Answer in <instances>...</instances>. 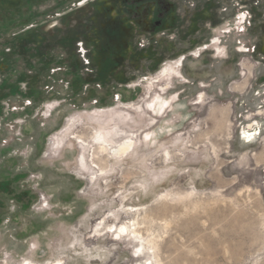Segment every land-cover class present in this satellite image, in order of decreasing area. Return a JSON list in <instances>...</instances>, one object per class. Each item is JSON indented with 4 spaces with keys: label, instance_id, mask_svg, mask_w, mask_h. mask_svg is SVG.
Here are the masks:
<instances>
[{
    "label": "rangeland",
    "instance_id": "374dc122",
    "mask_svg": "<svg viewBox=\"0 0 264 264\" xmlns=\"http://www.w3.org/2000/svg\"><path fill=\"white\" fill-rule=\"evenodd\" d=\"M262 34L264 0H0V264H264Z\"/></svg>",
    "mask_w": 264,
    "mask_h": 264
},
{
    "label": "flooded vegetation",
    "instance_id": "af4514ba",
    "mask_svg": "<svg viewBox=\"0 0 264 264\" xmlns=\"http://www.w3.org/2000/svg\"><path fill=\"white\" fill-rule=\"evenodd\" d=\"M243 23H244V21H243ZM228 32V31H227ZM224 33V32H223ZM226 33V32H225ZM224 33V34H225ZM262 36H263V38H264V34H262ZM212 43V42H211ZM219 43H220V41H219ZM264 44V43H263ZM238 52H239V50H238ZM165 72H167V71H165ZM164 97H162L160 94H158V95H156L154 98H153V100H152V111H153V113L155 114V116H161L162 115V113H163V111H164V109H166L167 108V102L163 99ZM253 125H256V123L255 122H253V124H250V125H248L247 126V128H243L242 129V131H241V135H242V137H243V139L245 140V142L247 143V144H250L252 141H253V137H254V135H255V133L254 132H252L253 130H256V129H252L253 128ZM245 134V135H244ZM129 135V138L130 139H128L129 140V142H128V144H129V148H127L123 153H115V154H113V153H111L112 155H114V156H116V157H121V158H123V157H127V156H129V154L131 153V152H133V150H134V148H135V138H136V136L134 135V134H128ZM146 137H148V135H146ZM120 143V142H119ZM108 143H101L100 145H99V152L102 154V152H101V147L103 146V145H107ZM118 144V143H117ZM117 159V158H116Z\"/></svg>",
    "mask_w": 264,
    "mask_h": 264
},
{
    "label": "bare ground",
    "instance_id": "6f19581e",
    "mask_svg": "<svg viewBox=\"0 0 264 264\" xmlns=\"http://www.w3.org/2000/svg\"><path fill=\"white\" fill-rule=\"evenodd\" d=\"M164 77V75H162ZM159 94L161 95H165V92L167 90L166 87H159ZM56 106L55 103H51L49 105H47L46 110L47 112L52 111V109ZM245 135V134H244ZM129 140L123 141L121 143L118 144H107L101 147V152L103 153V155H106L108 152H111L113 154L115 153H123L127 148H129V144H128ZM128 228L126 226H122L119 228V232L120 233H124L127 232Z\"/></svg>",
    "mask_w": 264,
    "mask_h": 264
},
{
    "label": "crops",
    "instance_id": "0c3cea01",
    "mask_svg": "<svg viewBox=\"0 0 264 264\" xmlns=\"http://www.w3.org/2000/svg\"><path fill=\"white\" fill-rule=\"evenodd\" d=\"M176 94L172 97V99H169L168 98V96L167 97H165V98H163L166 102H167V108L170 106V105H172V104H175L176 102H178V99L177 100H175L174 98H176ZM179 97V96H178ZM200 97H202V99H204V95H201ZM171 102H173V103H171ZM203 102V101H202ZM201 102V103H202ZM196 104H199V103H196ZM147 108H148V110H151V108L150 107H148L147 106ZM150 113H151V116L153 117H163L165 114H166V112L165 111H163V114L161 115V116H155V114L153 113V111L151 110V111H149ZM254 129V128H253ZM242 131V130H241ZM146 135H150L149 133H146Z\"/></svg>",
    "mask_w": 264,
    "mask_h": 264
},
{
    "label": "built area",
    "instance_id": "2783aa9c",
    "mask_svg": "<svg viewBox=\"0 0 264 264\" xmlns=\"http://www.w3.org/2000/svg\"><path fill=\"white\" fill-rule=\"evenodd\" d=\"M52 103H55V104H56V106L52 109V111H53V110L58 106V103H57V102H52ZM47 105H48V104H46V105L44 106V108H43L44 111H45ZM51 113H52V112L49 113V116H50ZM43 114H44V113H43ZM49 116H47V117H49ZM47 117H45V118H47ZM42 200H43V199H41L40 202H41Z\"/></svg>",
    "mask_w": 264,
    "mask_h": 264
}]
</instances>
